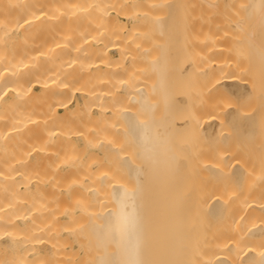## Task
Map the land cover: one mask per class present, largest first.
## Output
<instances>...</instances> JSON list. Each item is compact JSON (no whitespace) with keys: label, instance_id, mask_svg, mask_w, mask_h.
Wrapping results in <instances>:
<instances>
[{"label":"bare ground","instance_id":"6f19581e","mask_svg":"<svg viewBox=\"0 0 264 264\" xmlns=\"http://www.w3.org/2000/svg\"><path fill=\"white\" fill-rule=\"evenodd\" d=\"M163 3L0 0V264L75 262L80 220L91 264H264V0L244 3L228 70L208 27L174 63Z\"/></svg>","mask_w":264,"mask_h":264},{"label":"rangeland","instance_id":"374dc122","mask_svg":"<svg viewBox=\"0 0 264 264\" xmlns=\"http://www.w3.org/2000/svg\"><path fill=\"white\" fill-rule=\"evenodd\" d=\"M150 0H139V3H141V8H144L145 6H147L146 4H147V2H149ZM164 3L163 4H161V6H163V5H165L164 6V9L163 10H161V6H159V8L157 9L156 8V6H155V9H156V11H155V9H153V10H151V13L150 14H148V16L149 15H151L152 17H150L151 19L149 20V19H147V18H149V17H145V19H147V20H149V23L147 22V20H146V25H147V23L149 24V25H151L150 23V21H153V19H154V17H153V15L155 14L154 13V11L157 13V15L156 16H160L162 19H164L165 18V16L167 17L166 18V20L164 19V21H165V23H166V28H165V30H164V32H163V34H159L161 37H162V35H165L166 36V38H168L167 40H168V47H169V50H170V53H171V59L173 60V61H175L174 63H176L177 64V66L179 65V63L178 62H180L181 61V65L183 66L184 64H185V62H184V58H186L185 56V54H184V49L186 48V49H190V48H187L190 44H189V41L191 40V42L192 43H194V42H197V43H194L193 44V47H194V45H195V47H196V45L199 47V45H201V42H202V44L206 41V42H208V37L206 38L205 36H206V32L210 29V28H212L213 30L215 29V28H217V27H215V28H213L214 26H218V30L216 31V30H214L215 32H217V33H215L213 30H211L210 29V31L211 32H208V33H211V34H215V35H221V36H223L224 34V36L223 37H220L218 40H220L221 42H222V44L225 46L223 49L225 50L224 52H223V50L221 51V52H218V53H216L217 55L216 56H219L220 58H221V60H223V66H224V62H225V68L226 67H228V69L230 68V65H231V57L232 56H234L235 57V59H236V61L237 62H240V61H242V56L241 55H239V57H238V55H236V54H234V55H232L231 53H230V51L228 50V49H225V48H227V46L228 45H233L234 43L235 44H237V46H238V42L240 41L239 39H238V35H240L241 33H243V32H245V30H243L242 28H241V26H243V25H246L247 26V24L249 25H251L252 26V22H249V19H250V17L248 16V15H246V13H245V9L243 8L244 7V3L246 2V0H221V2L222 3H220V0L218 1V0H214L213 1V3L211 2L210 4H208L207 2H206V0H178L179 1V5L176 3V1L177 0H175V13L178 15H176L175 13V15L173 14V13H171L170 12V10L168 9V6H167V3H169V0L166 2V0H162ZM170 1H172V0H170ZM177 1V2H178ZM203 1V2H202ZM212 1V0H211ZM216 1H218L219 3H217ZM225 3V4H224ZM223 4V5H222ZM142 5L144 6V7H142ZM157 6V7H158ZM179 6V7H178ZM149 7V6H148ZM179 8V14H178V11H177V9ZM158 10V11H157ZM159 10H161V11H159ZM169 10V11H168ZM152 11H153V13H152ZM164 11H165V13H164ZM159 12V13H158ZM162 13V14H161ZM158 14H160V15H158ZM162 15V16H161ZM242 15H243V17L244 18H241L242 17ZM155 16V17H156ZM246 17H247V19H246ZM153 18V19H152ZM249 18V19H248ZM138 19V18H137ZM145 19H144V21H145ZM179 19V23H178V20ZM242 19V20H241ZM244 19V20H243ZM235 20V21H234ZM247 20V22H246V24H244V22ZM210 21H211V23H213L214 24V26H213V24H211L210 23ZM231 21V22H230ZM250 21H251V19H250ZM233 22H236V24L235 23H233ZM237 22H240V23H237ZM242 22V23H241ZM210 23L212 26H208V24ZM173 24H174V26H173ZM237 25V24H239L240 25V27L238 26H236L235 28L233 27L234 25ZM204 25V26H203ZM206 25V26H205ZM249 25V28L248 29H250L251 28V26ZM204 27H206V31H205V33H204V31L203 30H205V28ZM207 27L209 28L208 30H207ZM149 28V27H148ZM150 28H151V26H150ZM171 28V29H170ZM173 28V29H172ZM247 28V27H246ZM174 30V31H173ZM178 30V31H177ZM151 31H153L154 32V30H151ZM189 31L191 32V33H194L193 35L195 36H197V37H195L196 39H194L193 38V35H191V33H190V35L188 34L189 33ZM214 33H213V32ZM223 31V32H222ZM237 31H239V32H237ZM240 31H242V32H240ZM153 32H150V33H152V35H156L157 33H155L154 32V34H153ZM149 33V34H150ZM171 33V34H170ZM199 33V34H198ZM224 33V34H223ZM237 33H239V34H237ZM152 35H150V36H152ZM158 35V34H157ZM157 35L156 36H153V37H157ZM186 35H188V38H187V36ZM200 35V36H199ZM205 35V36H204ZM231 35V36H230ZM234 35V37H232ZM236 35V36H235ZM165 36H164V38H165ZM177 36V37H176ZM189 36H191L190 38H192V39H190L189 38ZM226 36H228V37H226ZM238 36V37H237ZM241 36V35H240ZM152 37V38H153ZM160 37V38H161ZM199 37H201V38H206V40L204 41V39H201V38H199ZM216 37V36H215ZM214 37V38H215ZM157 38H159V37H157ZM163 38V40H165ZM235 38V42L233 41V39ZM150 40H151V38H150ZM202 40V41H201ZM153 43L156 41V38H153ZM162 41V40H161ZM199 41H201V42H199ZM227 42L228 41V43L230 42V44H228V43H223V42ZM233 41V42H232ZM157 42V41H156ZM158 42H159V40H158ZM181 44H180V43ZM205 42V43H206ZM231 42H232V44H231ZM189 44V45H187V44ZM191 43V44H192ZM204 43V44H205ZM157 44V43H156ZM156 44H153V45H155V47L153 46V47H151V49H152V52H153V50H154V53H155V51L157 50V47H156ZM179 44V45H178ZM187 45V46H186ZM202 46V45H201ZM177 47V48H176ZM191 47V46H190ZM198 47H196V48H198ZM233 47V46H232ZM154 48V49H153ZM181 48H182V50H181ZM229 48V47H228ZM232 48H230V50H231ZM228 50V51H227ZM151 52V53H152ZM229 52V53H228ZM173 53V54H172ZM179 53H180V56H179ZM182 53V54H181ZM180 59V60H179ZM184 59V60H183ZM186 61V60H185ZM227 62V63H226ZM229 63H230V65H229ZM179 66L180 68H182V66ZM184 67V66H183ZM227 69V68H226ZM227 69V70H228ZM174 72V75L176 74H181L182 73V75H177V76H175V78H174V80H175V85H174V91H175V93L177 94V96L178 97H176L178 100L179 99H181V98H183V95L184 94H186V96H187V98L188 97H190L191 95H193L190 91H192L191 89L193 88V87H195V86H197V87H195L196 89H198V81H197V74H196V72H194L193 70H192V72L190 71V74L188 73V72H179V71H177V70H174L173 71ZM176 72V73H175ZM194 72V73H193ZM186 73V74H185ZM188 73V74H187ZM193 76H192V75ZM196 74V75H195ZM188 75V76H187ZM186 76V77H185ZM196 76V77H195ZM177 78V79H176ZM181 78V79H180ZM184 78V79H183ZM193 78V79H192ZM145 80H146V78H145ZM180 80V87H179V85H178V90H176V88H177V84H178V81ZM181 81H183V83L181 82ZM183 85V86H182ZM194 85V86H193ZM193 86V87H192ZM182 87H183V89H187L186 91H184L183 90V92H182ZM195 88H193V89H195ZM181 92V93H184V94H181V93H178V92ZM188 93V94H187ZM179 94H181V95H179ZM227 95V96H226ZM185 96V97H186ZM179 97H181V98H179ZM224 97L226 98V99H224ZM220 99V98H222V99H224V101L225 100H227V98H228V104H226V102H224L223 103V105L225 106V108L227 107V105H229L230 104V98H229V95L228 94H225V96H223V95H221V96H219V97H217V99ZM221 101V100H220ZM222 102V101H221ZM220 102V103H221ZM179 104L178 105H180V108H179V110H181V111H178L177 112V114H179V115H181L180 113H184V111L186 112V110L184 109V108H186V106H185V103L184 104H182V103H180V102H178ZM182 105V106H181ZM187 105V107L189 108V105L188 104H186ZM221 105H222V103H221ZM222 105V107H224ZM179 107V106H178ZM183 109V112H182V109ZM187 109V108H186ZM178 110V109H177ZM222 125H223V123H222ZM225 125V127H226V124H224ZM118 126L120 127H117V125L116 126H114V129H116L117 131H118V129H121V126H120V124H118ZM222 127V126H221ZM225 127H222V129H221V131L222 132H225V134L227 133L228 134V132H229V127L228 128H226L227 129V131H226V129H225ZM118 128V129H117ZM181 129H183L182 131H183V133H182V131H181V134L180 133H178L179 135V137H181V139L182 140H180L179 142L181 143V145H185L186 143H184L185 141L187 142V144L189 143V141H190V145L188 144V145H185V146H190V147H195V146H198L199 144L198 143H200V140H199V142L198 141H195L194 139L195 138H197V135H195L194 133H190L189 131L188 132H186L187 131V129L188 128H181ZM229 129V130H228ZM114 131V132H116V133H114V134H116V135H118L117 137H115V135H112L113 137H115V138H113L112 137V139H117L118 141H115L114 140V142L116 143L117 142V144L116 145H121L122 146V150L123 149H125V151L122 153V155H124L125 156V158H127V159H129V154L131 155L132 153H131V149H132V143L131 142H128L127 141V139H125V135L119 130V132L117 133V131ZM186 130V131H185ZM189 130V129H188ZM113 131H111V133H113ZM121 134V136H120V134ZM193 135H195V137H193ZM230 135V134H229ZM187 136H189V138H187ZM184 137H185V139H184ZM119 138H121V142H120V139ZM123 141V142H122ZM182 141H183V143H182ZM113 142V143H114ZM128 144H127V143ZM198 142V143H197ZM118 143H120V144H118ZM198 144V145H197ZM177 145H179L178 143H177ZM127 146H129V148L127 147ZM131 147V148H130ZM119 149H121V147L119 148ZM121 150V151H122ZM99 151L100 150H97V152L96 151H94V153H96V155H98L99 156ZM128 151H129V154H128ZM100 156H101V153H100ZM131 158H132V156H130ZM84 160H86V158L84 159ZM93 168H95L96 169V167L94 166V167H92V169ZM94 171V170H93ZM116 175V174H115ZM115 175H113L114 176V178L116 177ZM120 176V175H119ZM151 177L153 176L152 174L150 175ZM124 177H125V175H124ZM148 177V176H147ZM65 178V177H64ZM116 178H118V177H116ZM119 179H122V177L121 178H119ZM149 179V178H148ZM65 180H66V178H65ZM64 180V181H65ZM114 180H116V179H114ZM151 180V179H150ZM153 180H155V179H153L152 178V182H153ZM86 184H87V181H84ZM83 182V183H84ZM150 181L148 180L147 181V183H149ZM155 182L156 183H158L156 180H155ZM154 182V183H155ZM124 183L125 184H127V186H133L134 185V179H133V177L131 176V175H126V177H125V181H124ZM146 183V184H147ZM151 184H153V183H149V185L151 186ZM84 185V184H83ZM155 186V187H154ZM157 187V184H153V189L154 188H156ZM150 188V187H149ZM148 188V189H149ZM146 189H147V187H146ZM152 189V188H151ZM85 191V190H84ZM153 191V190H152ZM152 191H149V192H151V194L148 192V196H149V194H150V197L151 196H153V195H157V193H156V191H155V189H154V191L152 192ZM157 191H158V189H157ZM155 193V194H154ZM159 195V194H158ZM187 196H189V195H187ZM189 198V197H188ZM152 199H153V201H155L154 199L155 198H153L152 197ZM151 199V200H152ZM160 199V197H157V200H159ZM190 199V198H189ZM106 200V199H105ZM150 200V199H149ZM150 200V201H151ZM102 201H104V200H102ZM100 202L101 204H103L104 205V202ZM99 202V201H98ZM103 206V205H100V204H97V206ZM151 208V207H150ZM158 208H159V205H158ZM93 209V208H92ZM92 209H88V211L89 210H92ZM190 212V211H189ZM84 216L86 215V213H84L83 214ZM82 217V219L84 218L85 219V217ZM85 222V220L84 221H82V220H80V222H77L78 224H76L75 225V229H76V232L77 233H75L74 235H72L71 237H69V239H71V241L72 240H74L75 238L77 239V240H75V241H73L72 242V245L74 246V250H76V251H78V256L80 255V257L78 258V256H77V260L75 261V262H71V261H68L69 263H71V264H77V262H78V264H91V260H90V258H89V255H88V250H87V248H80L81 246L80 245H77V243L78 244H81V245H83L84 246V236H83V234H82V231H81V229L82 228H79L81 225H83L82 223H84ZM81 223V225H79ZM78 225V226H77ZM78 230V231H77ZM79 233H80V235H79ZM76 235H77V237H76ZM74 236V237H73ZM79 237V238H78ZM76 241H78L77 243H75ZM76 246H78L77 248L78 249H75L76 248ZM80 246V247H79ZM79 249H80V251H79ZM82 250H84V251H82Z\"/></svg>","mask_w":264,"mask_h":264}]
</instances>
